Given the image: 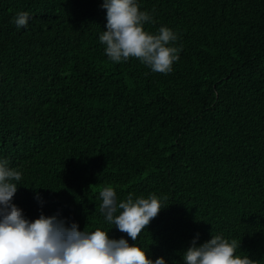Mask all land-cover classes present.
Segmentation results:
<instances>
[{"label": "trees", "instance_id": "trees-1", "mask_svg": "<svg viewBox=\"0 0 264 264\" xmlns=\"http://www.w3.org/2000/svg\"><path fill=\"white\" fill-rule=\"evenodd\" d=\"M137 3L146 31L178 36L169 74L107 58L103 0H0V159L22 173L12 202L153 261L183 264L192 240L220 235L264 264V0ZM106 186L165 206L137 241L101 214Z\"/></svg>", "mask_w": 264, "mask_h": 264}, {"label": "clouds", "instance_id": "clouds-1", "mask_svg": "<svg viewBox=\"0 0 264 264\" xmlns=\"http://www.w3.org/2000/svg\"><path fill=\"white\" fill-rule=\"evenodd\" d=\"M102 8L107 22L99 41L110 61L120 63L135 58L152 72H172L182 49L173 46L178 39L176 33L166 26L157 33L146 31L145 23L154 21L150 13L140 10L137 0H103ZM28 20L29 14L20 12L14 23L17 28H26ZM21 179V171L10 167L7 159H0V264H166L163 257L149 259L136 243L110 239L108 231L100 228L81 231L75 222L68 224L56 215L43 213L29 221L12 202ZM99 197L105 221L132 241H137L165 207L155 194L134 199L129 193L125 200L117 202L111 186L103 187ZM238 248L240 240L220 235L211 236L199 246L194 239L183 252V264H257L247 255H237Z\"/></svg>", "mask_w": 264, "mask_h": 264}]
</instances>
